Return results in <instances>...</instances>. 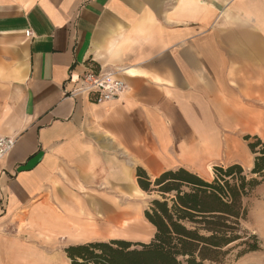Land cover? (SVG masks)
I'll return each mask as SVG.
<instances>
[{"label": "crops", "instance_id": "1", "mask_svg": "<svg viewBox=\"0 0 264 264\" xmlns=\"http://www.w3.org/2000/svg\"><path fill=\"white\" fill-rule=\"evenodd\" d=\"M90 67L118 99L69 95ZM246 135L264 140V0H0V264L148 243L137 168L209 179L250 165Z\"/></svg>", "mask_w": 264, "mask_h": 264}, {"label": "trees", "instance_id": "2", "mask_svg": "<svg viewBox=\"0 0 264 264\" xmlns=\"http://www.w3.org/2000/svg\"><path fill=\"white\" fill-rule=\"evenodd\" d=\"M244 140L253 155L248 172L233 163L213 167L209 179L179 168L151 180L137 168L139 188L157 194L144 209L152 239L71 245L64 249L71 264H219L234 248L236 258L260 250L257 236L244 230L241 220L246 199L264 182V142L249 135Z\"/></svg>", "mask_w": 264, "mask_h": 264}, {"label": "rangeland", "instance_id": "3", "mask_svg": "<svg viewBox=\"0 0 264 264\" xmlns=\"http://www.w3.org/2000/svg\"><path fill=\"white\" fill-rule=\"evenodd\" d=\"M254 137V136H251ZM252 141V140H251ZM264 142V140H261ZM250 165L243 164L241 167L244 171L248 172L253 163V155L250 156ZM223 166L226 165H217ZM215 167V166H213ZM213 167L211 169V175L213 176ZM157 197L156 193L144 196V206L148 205L150 199ZM247 203V215L245 220H241V227L249 233L255 234L258 238V245L260 250L249 252L239 258H236L238 248H234L230 254L226 257L223 263L219 264H264V182L258 185L246 199ZM235 245V244H234ZM231 245L230 247H233ZM205 264H217L208 263Z\"/></svg>", "mask_w": 264, "mask_h": 264}, {"label": "built area", "instance_id": "4", "mask_svg": "<svg viewBox=\"0 0 264 264\" xmlns=\"http://www.w3.org/2000/svg\"><path fill=\"white\" fill-rule=\"evenodd\" d=\"M125 89V82L118 71L99 73L90 67L86 69L78 81V86L69 95L72 97L84 95L89 101L99 104L118 99ZM15 142V138L0 137V159L12 150Z\"/></svg>", "mask_w": 264, "mask_h": 264}]
</instances>
